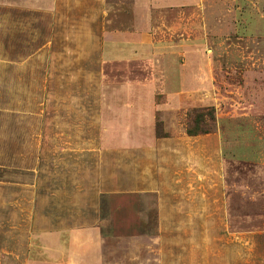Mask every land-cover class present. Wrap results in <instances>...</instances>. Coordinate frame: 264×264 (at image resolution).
<instances>
[{
  "label": "rangeland",
  "instance_id": "rangeland-1",
  "mask_svg": "<svg viewBox=\"0 0 264 264\" xmlns=\"http://www.w3.org/2000/svg\"><path fill=\"white\" fill-rule=\"evenodd\" d=\"M2 1L0 264H52L31 241L33 235L58 230L60 222L66 227L94 226L98 217L101 233L108 236L101 264H264V115L226 118L227 111L220 114L218 106H207L212 115L204 107H189L172 114V125L165 130L158 114L156 137L180 129L185 133L187 126L198 133L214 132L216 120L222 117L228 131L239 129L237 136L244 144L234 143L224 153L221 185L226 212L218 214L213 206L210 222L205 223L210 228L178 215L167 224L170 215L165 212L162 230L151 224L135 229L138 200L123 195L121 151L111 162L112 180L101 183L94 180V170L100 172L94 166L99 158L94 143L101 130L97 116L101 74L120 81L139 73L132 68L124 74L120 65L100 64L91 39L94 5L90 0H82L88 5H77L81 0H19L17 6ZM227 1L231 9L227 22L212 31L208 48H264V37H247V27L237 16L248 6ZM220 55L215 50L212 60L239 59L237 53ZM218 73L214 70V78L224 94L222 90L229 89L218 83ZM230 73L222 66V76L238 84L240 74ZM160 98L156 95L157 102ZM216 201L211 199L212 205ZM170 205L179 201L173 199ZM141 232L144 241H124Z\"/></svg>",
  "mask_w": 264,
  "mask_h": 264
},
{
  "label": "crops",
  "instance_id": "crops-1",
  "mask_svg": "<svg viewBox=\"0 0 264 264\" xmlns=\"http://www.w3.org/2000/svg\"><path fill=\"white\" fill-rule=\"evenodd\" d=\"M18 1L10 3L17 6ZM81 1L77 5H88L87 1ZM232 1L248 6L237 12L247 27L246 36L264 37V0ZM89 2L94 5L91 39L94 49L98 48L100 64L109 68L120 65L124 74L132 72V68L139 73L124 76L120 81L114 75L101 74L97 96L101 130L94 143L99 157L94 166H99L100 172L94 170V180L101 183L112 180L111 162L121 151L123 195L138 200L134 206L138 215L135 229H145L151 224L154 230H162L165 212L170 215L167 224L178 215L188 222L204 224L201 228H210L205 223L210 222L213 209L218 214L226 212L221 185L226 163L223 156L234 143L244 144L237 136L239 129L228 131L219 117L214 132L187 136L180 129L177 134L156 137V118L161 115L165 130L172 125V114L189 107L218 106L220 114L227 111L226 118H261L264 48H208L212 31L227 22L231 10L227 8V0ZM215 50L220 56L237 53L239 59L234 63L228 59L215 63L212 60ZM222 66L232 71L231 76L240 74L241 81L238 84L232 83L235 80L232 78V82L227 81L222 76ZM214 70L220 72L218 83L229 89L222 90L224 94L219 93ZM211 93L215 96L213 100ZM159 94L161 101L157 102ZM173 199L179 205L169 206ZM211 199L218 200V204L212 205ZM100 219L94 221V226L66 227L60 222L56 225L58 230L33 235L31 241L41 247L43 255L49 256L44 257L48 263L101 264L103 242L108 241V236L101 233ZM13 236L11 233V241ZM145 236L141 232L125 237L124 241H144Z\"/></svg>",
  "mask_w": 264,
  "mask_h": 264
},
{
  "label": "trees",
  "instance_id": "trees-1",
  "mask_svg": "<svg viewBox=\"0 0 264 264\" xmlns=\"http://www.w3.org/2000/svg\"><path fill=\"white\" fill-rule=\"evenodd\" d=\"M204 108L210 112L209 115H212L211 111H213V109L211 107H204ZM206 133H210V132L209 131H202V132L198 133V132L194 131V129L190 128L189 126H187L185 128V134L187 136H196V135H199V134H206Z\"/></svg>",
  "mask_w": 264,
  "mask_h": 264
}]
</instances>
